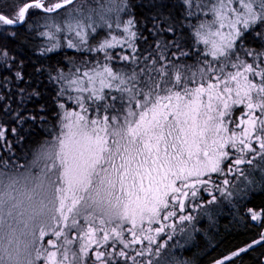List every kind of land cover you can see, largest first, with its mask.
<instances>
[{
  "label": "snow or ice",
  "instance_id": "1",
  "mask_svg": "<svg viewBox=\"0 0 264 264\" xmlns=\"http://www.w3.org/2000/svg\"><path fill=\"white\" fill-rule=\"evenodd\" d=\"M38 129L59 173L3 161L0 264L24 236L26 264H195L175 250L202 235L211 264H264V0H0V154ZM110 144L122 200L98 215Z\"/></svg>",
  "mask_w": 264,
  "mask_h": 264
},
{
  "label": "rangeland",
  "instance_id": "2",
  "mask_svg": "<svg viewBox=\"0 0 264 264\" xmlns=\"http://www.w3.org/2000/svg\"><path fill=\"white\" fill-rule=\"evenodd\" d=\"M97 1L99 0H78L79 3L83 4L85 9H87ZM51 151L53 153V159H55L58 152V145L53 144L51 147ZM90 161L91 164L88 175L90 187L88 189V193H90L91 198L87 194H85V204L92 203V199H94L96 203L93 205V210H95L98 215H107L114 212L118 208L117 201L122 200V197L120 195V183L117 175L118 167L120 164V153L117 151V147L115 144L106 145L103 151L95 152V154L90 157ZM51 163L52 160H39L32 168V174L37 179H40L41 171H46L47 181L54 182L55 177L59 173V169L57 170V172H52L45 169L44 167L45 165ZM7 183L8 181L5 177L3 185H0V190H7ZM31 186L32 182L30 181L29 187ZM49 199H51V196H49ZM83 206L84 205H82L81 207ZM5 231H8V229L5 228ZM49 238L51 237H46V240ZM20 239L22 242L20 245L21 250L19 259H22L24 264H26L27 253L24 250L23 241H26L28 237L24 236L20 237ZM5 260H7L6 255Z\"/></svg>",
  "mask_w": 264,
  "mask_h": 264
},
{
  "label": "trees",
  "instance_id": "3",
  "mask_svg": "<svg viewBox=\"0 0 264 264\" xmlns=\"http://www.w3.org/2000/svg\"><path fill=\"white\" fill-rule=\"evenodd\" d=\"M98 3L99 1L94 4L91 3V6L95 7ZM65 52L67 55L72 56L75 55L76 50L65 48ZM84 55L87 56V52H85ZM93 58L95 57L93 56ZM69 106H72L71 102L69 103ZM46 136H48V132L46 130L38 129L31 134L27 141L23 143H17L15 145V155H9L7 150H5L2 154H0V167H4L3 161L7 159L11 161L6 169L8 173H25L29 170H32L34 167L32 165L34 149L36 145L39 144ZM53 144H55V142H53L52 145ZM16 161H19L20 164L26 165L27 167L21 168L20 165L16 163ZM203 223L206 224L207 221L203 220ZM222 250L223 246L217 247L215 242L208 243L207 237L202 235L196 237L194 241L182 248L177 247L175 250V255L189 257L195 261V264H211V260L213 258H218ZM260 251L261 249L257 247L253 252L248 253L244 257L245 264H255V262L260 258L258 256ZM237 264H239V262H237Z\"/></svg>",
  "mask_w": 264,
  "mask_h": 264
},
{
  "label": "clouds",
  "instance_id": "4",
  "mask_svg": "<svg viewBox=\"0 0 264 264\" xmlns=\"http://www.w3.org/2000/svg\"><path fill=\"white\" fill-rule=\"evenodd\" d=\"M19 264H24L22 259H19Z\"/></svg>",
  "mask_w": 264,
  "mask_h": 264
}]
</instances>
